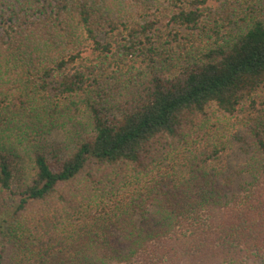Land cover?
Segmentation results:
<instances>
[{"label": "trees", "instance_id": "obj_1", "mask_svg": "<svg viewBox=\"0 0 264 264\" xmlns=\"http://www.w3.org/2000/svg\"><path fill=\"white\" fill-rule=\"evenodd\" d=\"M129 1L0 0V264H264V0Z\"/></svg>", "mask_w": 264, "mask_h": 264}, {"label": "rangeland", "instance_id": "obj_2", "mask_svg": "<svg viewBox=\"0 0 264 264\" xmlns=\"http://www.w3.org/2000/svg\"><path fill=\"white\" fill-rule=\"evenodd\" d=\"M128 0H121L122 4L124 5ZM207 2V5H214L216 4V2H218L219 0H206ZM141 4V2H138V1H135L133 0L132 1H129V4L127 5V8L130 10H134V7L136 9V6H139ZM166 7H168V0H159L157 1V4H148L146 6V8L148 11L146 14H148L150 17L153 18V16L151 15V13H154L158 18H159V23L155 26L154 28V31L156 33H165V30L164 29H160V28H163L164 25L163 24H166L167 22V16H166V11L164 10ZM101 12H102V8H101ZM147 17V16H146ZM99 37L100 38H103L102 37V33L99 34ZM60 46L61 47H67L66 46V43L64 40H61L60 41ZM62 51H65V48L62 50ZM15 79H18L15 77ZM17 90V89H16ZM115 108H110L107 110V112H110L109 114H112L114 113V110ZM239 118H240V115H242L241 113H236ZM209 116H211L212 118L214 117H220L222 116V114L219 113L218 109L216 108L215 105H212L209 109ZM229 124L228 123H220V122H217V128L220 130V133H222V131H229L232 127L231 125L234 124V119L232 118L229 119ZM69 132H71L69 134ZM76 132V129L71 127V126H67L66 128H57V129H54L52 130V132L48 135H46L45 138H43L40 142L44 145V147L46 148V150H50L54 147H56L60 142L61 144H63V142L65 143V141H68L69 138L71 137V135L75 134ZM169 142V141H168ZM177 149H172L171 152L175 153ZM25 176V175H23ZM246 177H236L235 179V183H233V188L236 189L239 182H242ZM24 180V179H23ZM56 219H59V215L56 214V218H55V221Z\"/></svg>", "mask_w": 264, "mask_h": 264}]
</instances>
